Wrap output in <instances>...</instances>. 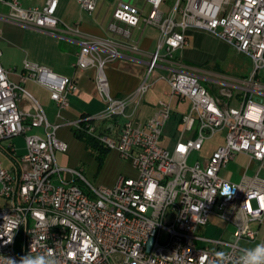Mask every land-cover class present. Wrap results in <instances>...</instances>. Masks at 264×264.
Instances as JSON below:
<instances>
[{
	"label": "built area",
	"instance_id": "built-area-1",
	"mask_svg": "<svg viewBox=\"0 0 264 264\" xmlns=\"http://www.w3.org/2000/svg\"><path fill=\"white\" fill-rule=\"evenodd\" d=\"M58 2L46 0L24 8L17 0H0L7 8L0 19L54 32L62 25L55 16ZM77 2L92 12L97 0ZM145 2L149 11L143 18L127 2H118L111 15L131 27L142 20L159 32L143 80L133 92L123 99L111 96L104 67L118 53L109 49L100 58L96 54L104 47L100 40L82 41L74 63L81 70L95 67L96 88L106 108L97 116L64 124L83 128L82 122L98 120L115 126L113 135L105 128L96 134L89 123L84 126L135 172L111 186L91 184L81 170L57 166L55 152L65 153L67 144L53 132L45 137L28 134L49 124L22 84L9 79L0 50V142L23 136L26 148L18 172L0 161V196L7 201L0 208V264L9 258L18 264L27 254L49 253L57 264H200L203 256L204 264H240L244 247L239 242L255 238L252 223L264 226V0H175L167 12L161 8L164 0ZM63 28L79 34L77 29ZM190 30L206 32L246 56L251 72L236 83L217 82L218 92L211 94L195 72L174 58V51L186 45ZM23 68L21 82L34 80L50 91L58 110L68 107V95L77 91L74 80L30 62ZM158 80L168 85L166 100L159 101L150 118L136 119L145 94ZM22 99L31 102L30 110L19 108ZM173 99L187 101L188 110L174 112ZM167 125L175 140L171 151L159 144ZM217 134L222 137L210 155L188 164L189 155L201 151L205 141ZM238 155L248 159L239 180L221 178L219 172ZM251 164L256 170L248 175ZM63 173L70 179H63ZM210 216L233 228L228 240L198 235ZM21 230L22 248L17 254L14 242ZM219 252L225 253L223 260L217 257Z\"/></svg>",
	"mask_w": 264,
	"mask_h": 264
},
{
	"label": "crops",
	"instance_id": "crops-1",
	"mask_svg": "<svg viewBox=\"0 0 264 264\" xmlns=\"http://www.w3.org/2000/svg\"><path fill=\"white\" fill-rule=\"evenodd\" d=\"M17 1L22 7L29 8L41 6L46 0ZM126 1L139 9L141 18L149 11V6L145 0ZM118 2L124 1L97 0L95 9L92 12H86L79 7L77 0H59L55 16L62 25L59 30L54 32L22 26L0 19L1 64L3 68L9 71V79L13 82L21 83L24 89L41 106L49 124L45 129L42 127L33 128L28 134L45 137L46 133L53 132L59 140L67 144L65 153L55 152L56 163L61 160L63 155L70 154L69 165L66 168L79 169L84 175L80 162H88L90 171L95 174L99 173V179L96 184L107 186L113 185L121 176H135L130 163L122 160L116 152L109 150L98 170V164L93 155L87 152L88 149L84 143L75 138L72 129L64 123L78 120L82 116H97L106 108V104L99 96L96 88L95 67L84 70L74 67L76 55L82 41L97 39L104 42V47L101 46L96 51L100 58H105L109 49L117 51L118 56L104 67L112 97L117 99L125 98L143 80L149 57L156 50L159 32L155 27L145 25L142 20L135 27L114 20L111 15ZM6 11L7 8L0 4V13L4 14ZM63 25L71 30L77 29L79 34L63 32ZM185 38L186 45L182 49L174 51V58L186 69L195 72L199 76L200 82L205 83L204 86L211 94H217V82L236 83L238 80L248 76L252 70V64L246 56L240 54L230 60L228 54L232 48L206 32L190 30L186 33ZM159 54L161 56L165 54L164 47L159 50ZM228 61H231V64L234 65L238 62L242 66V72L239 75L225 73L223 68ZM24 62L36 64L54 74L65 76L75 81L77 91L68 95L69 105L66 109L58 110L56 104L50 98V91L34 80L27 78L25 82H21V77L25 75ZM162 66L165 67L166 63L164 64L163 62ZM160 71L162 69L157 70V73ZM199 73L201 74L199 75ZM154 76L156 77V74ZM158 82H163L167 88L154 90V86ZM168 90V85L164 81H155L145 94L135 118L139 120L150 118L156 111L159 101L166 100ZM173 104L175 107H179L177 108L178 110L183 109L184 111L182 112L188 110L189 103L187 101L181 102L178 99H173L171 101L172 109ZM19 108L28 111L31 109V102L27 99H22L19 102ZM178 112L181 113V111ZM92 123L96 131H100V133L104 132V128L108 134L113 135L115 133V126L112 129L110 121L92 120ZM96 123H99L100 126L96 127ZM55 125L59 127L54 130L53 126ZM166 128L172 129L170 125H167ZM172 134L167 138L168 141L172 140ZM25 152L23 136H15L1 141V165L4 168L18 172L22 167L20 158ZM238 156L245 157L243 155ZM246 166L239 168V178ZM249 170H252L253 173L251 175H253L256 170L255 164L250 165L247 174ZM63 174V179H70L68 174ZM223 179L232 182L239 180L235 181L225 177ZM75 183L81 186L79 181L75 180ZM5 206H7V201L0 196V208ZM214 218L218 219L217 217ZM227 226L229 225L226 224V227L221 229L220 237L223 238L226 234ZM251 229L256 232L255 238L253 240H244L249 244V247L244 248H254L257 244L264 243V226L252 223Z\"/></svg>",
	"mask_w": 264,
	"mask_h": 264
},
{
	"label": "rangeland",
	"instance_id": "rangeland-1",
	"mask_svg": "<svg viewBox=\"0 0 264 264\" xmlns=\"http://www.w3.org/2000/svg\"><path fill=\"white\" fill-rule=\"evenodd\" d=\"M175 0H164L163 4L161 5L162 10L167 11L169 10L172 5L174 4ZM240 55L239 53H237L234 49H230L229 50V58L230 60H233V58H235L236 56ZM231 61H228L224 64V71L227 74L230 75H239L242 72V66L240 64H231ZM234 63V62H233ZM201 73H199L200 75ZM203 86L205 85L204 82H200ZM166 89V85L163 82H158L155 84L154 86V90H159V89ZM177 108L179 107H175V105L173 104V111L174 112H178V111H184L183 109L178 110ZM184 113V112H182ZM96 127H99L100 124L96 123L95 124ZM173 133V129H165L163 131V135H162V139L160 140V145L165 146L167 148L168 151L172 150V147L174 145L175 140L172 139L170 141L167 140V138L169 137V135ZM222 134H217L215 136H213L212 138L208 139L205 141L204 146L202 148L201 151L197 152H192L189 157H188V164H194L195 161H200L203 162L209 155L210 153L218 146L220 140H221ZM87 152H89L90 154H92L91 150L88 149ZM70 154H65L62 156L61 160H58L57 166L61 167V168H66L69 165V161H70ZM247 164V159L245 157H241V156H236L235 160L232 162H230L226 168L222 171H220L219 176L222 178H229L232 180L237 181L239 179V175H238V170L240 167H244ZM81 168L84 170V177L92 184H96L98 179H99V173L95 174L93 172L90 171V165L88 162H80ZM253 172L252 170L248 171V174L251 175ZM64 175V174H63ZM210 224L207 226H202L198 229L197 233L199 236L201 237H206V238H212V239H217L220 238V231L221 229H224L226 227V223L221 220V219H216L213 216H210ZM233 231V228L231 226H227V232L226 234L223 236V239L228 240L230 238V233ZM22 230L17 234V237L15 239L14 242V250L17 254L20 253L21 248H22ZM240 246L243 247H249V244L242 240L239 242ZM210 247H212V245H210Z\"/></svg>",
	"mask_w": 264,
	"mask_h": 264
},
{
	"label": "clouds",
	"instance_id": "clouds-1",
	"mask_svg": "<svg viewBox=\"0 0 264 264\" xmlns=\"http://www.w3.org/2000/svg\"><path fill=\"white\" fill-rule=\"evenodd\" d=\"M225 194H228L229 190L226 188ZM8 242H11L9 240ZM240 264H264V243L257 244L254 248H244L241 250ZM217 257L221 260L225 258V253H216ZM207 259L206 256L200 258V264H204ZM7 264H17L15 259H8ZM18 264H57V261L49 253L48 256H36L25 255L20 258Z\"/></svg>",
	"mask_w": 264,
	"mask_h": 264
},
{
	"label": "trees",
	"instance_id": "trees-1",
	"mask_svg": "<svg viewBox=\"0 0 264 264\" xmlns=\"http://www.w3.org/2000/svg\"><path fill=\"white\" fill-rule=\"evenodd\" d=\"M84 117L86 116H82V118ZM88 123L91 125L93 124L91 120L82 122L81 126L83 128H72V132L75 138L83 142L87 149L91 150L93 157L97 161L99 170L109 149L99 142L95 136L87 133L84 126ZM96 134H100V131H96Z\"/></svg>",
	"mask_w": 264,
	"mask_h": 264
},
{
	"label": "water",
	"instance_id": "water-1",
	"mask_svg": "<svg viewBox=\"0 0 264 264\" xmlns=\"http://www.w3.org/2000/svg\"><path fill=\"white\" fill-rule=\"evenodd\" d=\"M123 1L127 2L126 0H123ZM127 3H129V2H127ZM151 242H152V239L149 240V246H150Z\"/></svg>",
	"mask_w": 264,
	"mask_h": 264
}]
</instances>
